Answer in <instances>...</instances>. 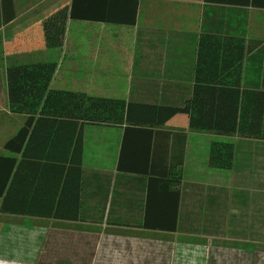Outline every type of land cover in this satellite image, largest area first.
Segmentation results:
<instances>
[{
  "label": "crops",
  "instance_id": "crops-1",
  "mask_svg": "<svg viewBox=\"0 0 264 264\" xmlns=\"http://www.w3.org/2000/svg\"><path fill=\"white\" fill-rule=\"evenodd\" d=\"M0 56V264H264V0H0ZM38 61L53 89L123 100L122 122L35 119L4 149L28 117L7 66ZM194 95L244 133L190 128Z\"/></svg>",
  "mask_w": 264,
  "mask_h": 264
},
{
  "label": "trees",
  "instance_id": "trees-1",
  "mask_svg": "<svg viewBox=\"0 0 264 264\" xmlns=\"http://www.w3.org/2000/svg\"><path fill=\"white\" fill-rule=\"evenodd\" d=\"M4 9L12 5V0H2ZM73 15V14H72ZM14 14L7 16L12 18ZM57 63L55 61H38L33 63L14 64L7 66V91L9 109L13 113L27 114V120L19 131L4 143V149L21 152L34 126L35 119L55 118L69 119L83 124H118L122 122L125 102L87 95L83 92L59 90L50 87ZM186 103L190 113V128L213 131L220 134L244 133V125H237L236 112L227 111L221 104L215 109H199L198 97ZM223 102L226 95H218ZM217 112L215 115L214 112ZM214 113V114H213ZM228 113V116L226 114ZM225 115V116H223ZM213 116L215 117L213 120ZM38 123V122H37ZM36 128V124H35ZM80 156L82 149L81 129L78 130L74 146ZM235 148L230 142L214 141L211 145L209 163L221 169H229L233 165ZM15 157L0 155V196H3L0 210H10L5 197L7 183H10L11 171L15 166ZM78 167L80 157H78Z\"/></svg>",
  "mask_w": 264,
  "mask_h": 264
},
{
  "label": "rangeland",
  "instance_id": "rangeland-1",
  "mask_svg": "<svg viewBox=\"0 0 264 264\" xmlns=\"http://www.w3.org/2000/svg\"><path fill=\"white\" fill-rule=\"evenodd\" d=\"M3 62V58L0 56V65L2 64Z\"/></svg>",
  "mask_w": 264,
  "mask_h": 264
}]
</instances>
